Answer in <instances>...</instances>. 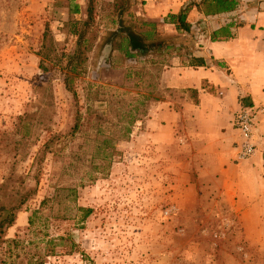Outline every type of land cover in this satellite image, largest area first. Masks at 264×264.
I'll return each instance as SVG.
<instances>
[{"label": "rangeland", "instance_id": "1", "mask_svg": "<svg viewBox=\"0 0 264 264\" xmlns=\"http://www.w3.org/2000/svg\"><path fill=\"white\" fill-rule=\"evenodd\" d=\"M114 1L95 2L93 47L70 92L63 55L76 38L66 23L71 5L86 20L88 1L0 0V220L26 197L0 264H264V173L184 128L165 145L146 134L153 106L179 111L194 97L165 88L162 72L176 49L190 57L212 19L194 8L197 35L158 21L156 43L172 49L127 58ZM239 1L242 14L226 21L256 26L264 0ZM143 5L128 0L123 16L137 33L151 22Z\"/></svg>", "mask_w": 264, "mask_h": 264}, {"label": "crops", "instance_id": "2", "mask_svg": "<svg viewBox=\"0 0 264 264\" xmlns=\"http://www.w3.org/2000/svg\"><path fill=\"white\" fill-rule=\"evenodd\" d=\"M141 1L146 21L158 22L168 14L178 13L187 0L184 3L178 0ZM242 12L243 6H240L236 12L209 18L213 27L189 49L190 57L185 48L179 49V56L164 67L161 82L165 88L194 92L195 96L186 95L179 111L170 101L153 106L146 134L154 143L165 145L167 138L173 139L176 126L180 134L184 128L194 138L209 143L208 147L219 154H229L235 162L238 161L237 144L241 140L234 126L235 118L242 107L254 106L261 110L254 137L257 150L247 165L257 175L264 173V12L255 14L256 26L230 27L231 36L222 33L218 41L210 37L232 23L226 21L228 16ZM191 15L198 17L196 11ZM246 193L253 195L255 191Z\"/></svg>", "mask_w": 264, "mask_h": 264}, {"label": "trees", "instance_id": "3", "mask_svg": "<svg viewBox=\"0 0 264 264\" xmlns=\"http://www.w3.org/2000/svg\"><path fill=\"white\" fill-rule=\"evenodd\" d=\"M88 1V10L86 20H77L74 18L75 15L81 13L80 7L78 5H71L69 10L70 20L66 23L68 27V34L76 38V49L72 54L63 55L67 59L66 64V79L65 85L67 90L74 92L71 87L73 80L71 75L78 77L81 74L85 73V64L88 61V54L91 52L93 47V42L87 39V34L94 22V11H95V2L96 0H87ZM128 6V0H115L113 7L117 15L116 18L120 23V29L118 30L120 34H125L122 39V43L119 46V50L123 51L127 58H136L139 55L146 54L147 52L156 49L157 47H165L164 51L172 49V45L166 42L156 43V37L158 34V26L156 22H143L142 26L148 28L143 33H137L131 30L128 26L125 25L123 16L126 12V7ZM240 7L239 0H200L199 2L191 3L186 7L181 8L178 13L168 14L164 19V24L174 26L176 32L182 34L186 33L193 35V23L189 20L190 15L195 10H198L199 13H202L206 18H211L217 15L233 13L238 10ZM228 27L222 32H214L210 37L212 41H218L220 35L223 33L226 37H230L231 34L228 32L230 27H238L236 23H231L227 25ZM48 27V26H47ZM49 29V28H47ZM228 33V34H227ZM117 34V33H116ZM222 36V37H225ZM193 47L188 45V50ZM179 50V49H176ZM193 61V60H192ZM194 94V92H192ZM195 96V94H194ZM50 144L46 145V149L50 148ZM26 197L21 199V203L18 208H20ZM18 208L13 209H4L5 215L4 218L0 220V246L6 242L5 239V230L13 226L16 221V213ZM81 211L86 212L85 218H87L91 210L81 209ZM1 263V262H0ZM3 263V262H2ZM29 264H44L41 259L36 262L30 261Z\"/></svg>", "mask_w": 264, "mask_h": 264}, {"label": "built area", "instance_id": "4", "mask_svg": "<svg viewBox=\"0 0 264 264\" xmlns=\"http://www.w3.org/2000/svg\"><path fill=\"white\" fill-rule=\"evenodd\" d=\"M259 112V109L254 106L242 107L235 118L234 126L241 139L237 144L239 161H247L256 153L257 146L254 137Z\"/></svg>", "mask_w": 264, "mask_h": 264}]
</instances>
